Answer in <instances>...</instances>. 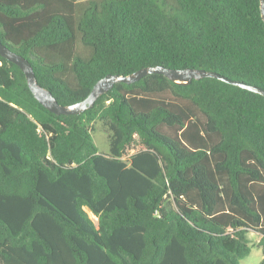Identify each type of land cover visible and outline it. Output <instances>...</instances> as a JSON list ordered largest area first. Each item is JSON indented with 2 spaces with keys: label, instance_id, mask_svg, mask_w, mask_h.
Masks as SVG:
<instances>
[{
  "label": "trees",
  "instance_id": "1",
  "mask_svg": "<svg viewBox=\"0 0 264 264\" xmlns=\"http://www.w3.org/2000/svg\"><path fill=\"white\" fill-rule=\"evenodd\" d=\"M0 43L63 106L157 65L264 90L260 0H0ZM251 230L264 256L263 96L151 74L55 115L0 57V264H239Z\"/></svg>",
  "mask_w": 264,
  "mask_h": 264
},
{
  "label": "water",
  "instance_id": "2",
  "mask_svg": "<svg viewBox=\"0 0 264 264\" xmlns=\"http://www.w3.org/2000/svg\"><path fill=\"white\" fill-rule=\"evenodd\" d=\"M260 14L264 21V0H260ZM0 57L20 68L25 76L28 89L34 98L49 112L55 115H74L82 113L93 108L96 100L103 94L107 93L115 84H132L139 81L145 76L151 74L162 75L169 81L177 84H189L192 80H199L202 78H214L222 82L240 87L250 92L259 94L264 97V90L243 82L230 80L220 74L211 71L194 70V69H169L163 66H149L136 71L130 75L107 74L99 79L92 87L88 96L74 104L63 106L58 104L52 94L45 88L41 87L35 78L33 69L30 63L20 55L10 51L0 43ZM97 223V221H96Z\"/></svg>",
  "mask_w": 264,
  "mask_h": 264
},
{
  "label": "rangeland",
  "instance_id": "3",
  "mask_svg": "<svg viewBox=\"0 0 264 264\" xmlns=\"http://www.w3.org/2000/svg\"><path fill=\"white\" fill-rule=\"evenodd\" d=\"M91 135L98 152L108 153V135L99 121L93 123ZM260 237V234L255 231L251 230L248 232L247 238L249 241L250 253L247 257L243 258L239 264H260L264 257L262 252L263 246L259 245Z\"/></svg>",
  "mask_w": 264,
  "mask_h": 264
}]
</instances>
